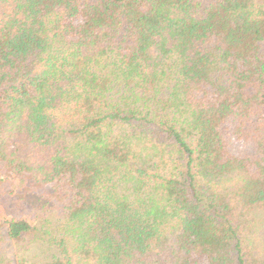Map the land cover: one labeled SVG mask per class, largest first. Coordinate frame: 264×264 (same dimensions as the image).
I'll return each instance as SVG.
<instances>
[{
  "label": "trees",
  "instance_id": "obj_1",
  "mask_svg": "<svg viewBox=\"0 0 264 264\" xmlns=\"http://www.w3.org/2000/svg\"><path fill=\"white\" fill-rule=\"evenodd\" d=\"M0 264H264V0H0Z\"/></svg>",
  "mask_w": 264,
  "mask_h": 264
},
{
  "label": "rangeland",
  "instance_id": "obj_2",
  "mask_svg": "<svg viewBox=\"0 0 264 264\" xmlns=\"http://www.w3.org/2000/svg\"><path fill=\"white\" fill-rule=\"evenodd\" d=\"M5 215H7V212L4 213ZM38 251V250H37ZM37 253H40L39 251Z\"/></svg>",
  "mask_w": 264,
  "mask_h": 264
}]
</instances>
